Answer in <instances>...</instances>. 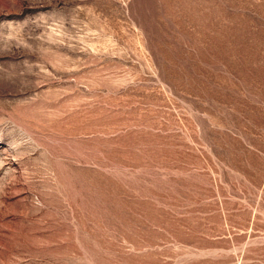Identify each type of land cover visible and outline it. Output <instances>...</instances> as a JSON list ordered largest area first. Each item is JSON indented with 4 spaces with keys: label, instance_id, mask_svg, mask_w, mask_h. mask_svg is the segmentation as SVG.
<instances>
[{
    "label": "rangeland",
    "instance_id": "374dc122",
    "mask_svg": "<svg viewBox=\"0 0 264 264\" xmlns=\"http://www.w3.org/2000/svg\"><path fill=\"white\" fill-rule=\"evenodd\" d=\"M0 264H264V0H0Z\"/></svg>",
    "mask_w": 264,
    "mask_h": 264
},
{
    "label": "bare ground",
    "instance_id": "6f19581e",
    "mask_svg": "<svg viewBox=\"0 0 264 264\" xmlns=\"http://www.w3.org/2000/svg\"><path fill=\"white\" fill-rule=\"evenodd\" d=\"M228 35V34H227ZM236 38V37H235Z\"/></svg>",
    "mask_w": 264,
    "mask_h": 264
}]
</instances>
